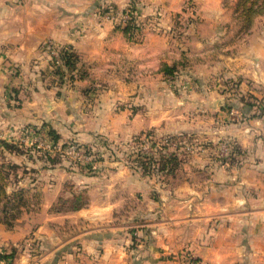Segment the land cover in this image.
I'll list each match as a JSON object with an SVG mask.
<instances>
[{
    "label": "crops",
    "instance_id": "0c3cea01",
    "mask_svg": "<svg viewBox=\"0 0 264 264\" xmlns=\"http://www.w3.org/2000/svg\"><path fill=\"white\" fill-rule=\"evenodd\" d=\"M239 4L0 0V165L22 191L11 224L0 211V264H264V11ZM130 10L135 42L116 23ZM48 43L84 73L49 74ZM25 124L84 145L170 136L183 158L157 179L121 160L18 161L5 144Z\"/></svg>",
    "mask_w": 264,
    "mask_h": 264
},
{
    "label": "rangeland",
    "instance_id": "374dc122",
    "mask_svg": "<svg viewBox=\"0 0 264 264\" xmlns=\"http://www.w3.org/2000/svg\"><path fill=\"white\" fill-rule=\"evenodd\" d=\"M116 23L120 28H124V26L128 24V13L121 14L117 18ZM138 26L135 27V30H132L129 37L126 36L129 40L134 42L140 40L139 34L136 33ZM59 64L53 66L51 68L53 73L49 72V74L58 76L57 73L61 71ZM83 65L84 64L77 59L72 69L75 70L78 68L79 74L81 75L84 73L82 71ZM65 72L70 74V68H67ZM19 128L23 132L19 135V138L15 136L18 140H12L14 144H12L13 147L10 149L14 151V155L18 161L30 162V160L33 159L38 161V165H42L43 161H45L47 164L51 165L59 163L69 170L82 168L88 172L92 171L91 173H96L102 165L103 160L109 161L110 159L111 162H118V160H121V162H128L132 167H137L143 174L154 176V178L157 179L165 178L167 175L175 172L171 171V164H175L176 161H181L183 158L181 155L180 157L173 155L175 154L174 150L180 147V142L175 141L174 138L170 136L159 137L160 139L155 142L145 136V133L138 134L135 139L128 142V147H122L119 143H112L102 136L97 137L90 145H84L72 138H65L61 141L56 140L54 134H51V131H49L51 129H42L40 125L25 124L19 126ZM32 129L34 132L30 135L28 130ZM37 133L41 134L40 140L33 136ZM165 139H167L168 142H165ZM72 144H76L81 148L82 155L76 154V151L69 150V146ZM39 158L43 161L39 160ZM9 173L11 174V180H14L18 173L20 177L23 178L22 180L32 181L31 179L38 178V174L34 176L30 172L23 174L22 171L17 172L13 170Z\"/></svg>",
    "mask_w": 264,
    "mask_h": 264
},
{
    "label": "trees",
    "instance_id": "16d2710c",
    "mask_svg": "<svg viewBox=\"0 0 264 264\" xmlns=\"http://www.w3.org/2000/svg\"><path fill=\"white\" fill-rule=\"evenodd\" d=\"M239 5L240 8L242 9L243 15L249 21L252 20V17H254V15L258 13H262L264 11V0H240ZM137 26H138V22L136 21L134 11L132 10L128 11V24H126L124 28H122V31L127 37H129L132 30H135L136 29L135 27ZM75 60H77L75 54L70 50L63 48L60 54L59 67L61 69L62 67L63 69L70 68L71 70L74 67ZM49 61H50V66L53 67L57 65L53 58H50ZM175 69H176L175 67L166 66L163 68V72L166 75H172L173 70ZM5 146L10 148L13 147V145H8V144H5ZM7 185H8V170L4 165H0V211L3 213V221L9 225L11 224L10 220L14 219V217L18 214V211H15V208L18 206V204L21 201L19 197L22 194V191L19 190L15 193L8 194L6 192ZM57 203L63 209L73 210L81 207L84 202H80L77 199L68 202L63 198H59Z\"/></svg>",
    "mask_w": 264,
    "mask_h": 264
},
{
    "label": "built area",
    "instance_id": "2783aa9c",
    "mask_svg": "<svg viewBox=\"0 0 264 264\" xmlns=\"http://www.w3.org/2000/svg\"><path fill=\"white\" fill-rule=\"evenodd\" d=\"M47 49L50 52L51 57L54 59L56 64L60 63V54H61V49L58 48L57 46H55L52 43H48L47 44ZM29 132H32L33 130H28ZM165 142H168L167 139L164 140ZM69 150L70 151H76V154H80L82 155V150L79 146H77L76 144H72L69 146ZM187 262L189 264H194L193 260L191 261L189 258L187 259Z\"/></svg>",
    "mask_w": 264,
    "mask_h": 264
}]
</instances>
